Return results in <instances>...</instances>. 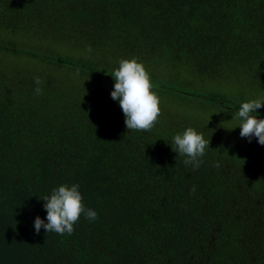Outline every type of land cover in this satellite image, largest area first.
<instances>
[{
    "label": "trees",
    "instance_id": "1",
    "mask_svg": "<svg viewBox=\"0 0 264 264\" xmlns=\"http://www.w3.org/2000/svg\"><path fill=\"white\" fill-rule=\"evenodd\" d=\"M133 58L160 99L149 132L111 98ZM253 99L264 0H0V264H264V145L235 118ZM188 127L210 141L197 169L172 149ZM63 184L97 219L37 234Z\"/></svg>",
    "mask_w": 264,
    "mask_h": 264
},
{
    "label": "clouds",
    "instance_id": "2",
    "mask_svg": "<svg viewBox=\"0 0 264 264\" xmlns=\"http://www.w3.org/2000/svg\"><path fill=\"white\" fill-rule=\"evenodd\" d=\"M87 51L89 53L92 51L90 46ZM111 76L115 81L111 98L119 102L125 116L126 128L144 132L151 131L161 114L160 99L152 91L151 77L143 63L135 58L121 59L119 67ZM34 83L37 85L34 93L42 94V89L39 87L42 82L38 76L34 77ZM262 106H264V101L260 99L243 102L235 116L240 121L238 125L240 136L247 138L249 142L255 137L260 145H264V119L258 118L257 109ZM209 145L210 141L206 140L202 133L188 127L182 134L178 133L173 137L172 149L178 155L186 157L183 161L185 166L191 165L197 169ZM214 166L219 167V162H216ZM79 188V184H63L53 188L50 195L40 198L45 201L47 223L39 216L35 218L34 228L37 234L41 228H44L47 233L71 235L81 215L89 221L97 219L96 211L84 205ZM191 191L195 192V186Z\"/></svg>",
    "mask_w": 264,
    "mask_h": 264
},
{
    "label": "rangeland",
    "instance_id": "3",
    "mask_svg": "<svg viewBox=\"0 0 264 264\" xmlns=\"http://www.w3.org/2000/svg\"><path fill=\"white\" fill-rule=\"evenodd\" d=\"M226 89L230 92V89H231V88L227 87ZM187 111H189V109H187ZM203 113H204V112H203Z\"/></svg>",
    "mask_w": 264,
    "mask_h": 264
}]
</instances>
